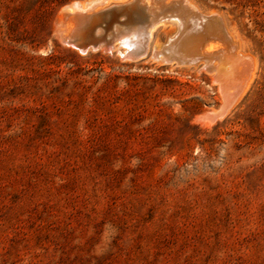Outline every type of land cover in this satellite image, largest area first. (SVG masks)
Returning a JSON list of instances; mask_svg holds the SVG:
<instances>
[{
  "label": "rangeland",
  "instance_id": "1",
  "mask_svg": "<svg viewBox=\"0 0 264 264\" xmlns=\"http://www.w3.org/2000/svg\"><path fill=\"white\" fill-rule=\"evenodd\" d=\"M186 1L251 72L153 57L176 23L81 54L57 19L85 0H0V264H264V0Z\"/></svg>",
  "mask_w": 264,
  "mask_h": 264
},
{
  "label": "bare ground",
  "instance_id": "2",
  "mask_svg": "<svg viewBox=\"0 0 264 264\" xmlns=\"http://www.w3.org/2000/svg\"><path fill=\"white\" fill-rule=\"evenodd\" d=\"M85 2H87L86 5H84L85 3H81L78 5L75 3L71 4L72 7H75L76 11L85 14L87 17V22L84 23L83 27L81 26L83 31L81 32L82 37L87 36V32L89 30L88 28L90 29L94 28V25L98 24V23L95 24L93 23L96 21L99 22L100 10H102L105 7H108L111 3L124 4L131 2L133 5L132 7L135 10L139 9L142 12L146 10L145 11L146 15H147V11L149 13L155 11L165 12V14H162L159 20H157L152 25L151 28L147 30L142 29L141 32H138L139 27L142 28L140 26L141 24H138L137 21L135 22V24H133L131 19L128 21V23L133 24L131 26L126 25L127 27H129L128 29L129 32L127 33L128 36L125 39L118 41L113 47V49L119 52L121 57H124L126 52V48L123 50H121L120 48L122 46V43H125L128 46L142 45L144 48L147 49V45L151 38L152 32L157 27L159 26L172 27L173 24L176 23L177 25H181L182 27L180 34L176 38H174L171 43L169 42L170 44L167 43L168 45H165L164 50L166 51V53L162 52L160 49L154 48L152 55L155 58L157 57L159 60H165V61H168V59L172 61L174 60V63H176L177 65H187V66L192 65L196 67L197 63H200L199 65L202 66L204 70H206L205 72L211 74L210 76H212V78L213 77L216 78V81L220 82L222 86L226 84L228 81H232L233 79L235 80L238 79L239 75L245 76L247 73H249L250 71L249 69L252 67L253 64L252 57L238 51L237 46L234 44L230 34L224 27L221 19L217 16V14L212 12L208 14L210 17L206 21L204 20V18L203 20L201 19L200 21H198L195 18L197 17L196 15H201L199 9L197 10L196 8H194V6L186 0H184L181 4L177 6L174 5L175 4L174 2L170 3L171 0H85ZM61 11L57 19L59 27L63 26L64 24ZM178 13H182V15H178ZM78 17L79 16L76 15H74V17H69L67 20L69 23L68 24L66 23V25H64L63 27H65L68 32H71L75 27L74 20H78ZM180 17H182L184 21L180 20ZM182 22H185V24L183 25ZM203 23L205 25V29L210 33V35L207 36L208 40L206 39L204 42L195 35L197 33L198 28H200V26L203 25ZM136 24L139 25L138 28ZM178 30L179 29L172 30L173 34L175 31ZM221 34H223L225 38L224 41L219 40ZM145 35L147 36V39H145ZM192 35L194 36V40ZM65 39H63V43L65 45L74 47V44H72L71 42ZM143 39H145V42ZM182 39L185 42L184 44L180 42ZM187 43L188 44L191 43L190 47H192L191 48L192 51L189 50L190 51L189 54L193 53L194 55L192 54V56H190L187 53L188 50L184 49ZM181 50H184L185 53H183ZM79 53L85 54L83 52H79ZM172 61H170L169 63H171ZM222 86L221 88H223ZM225 87L226 86H224V88ZM221 88H219V90H221Z\"/></svg>",
  "mask_w": 264,
  "mask_h": 264
},
{
  "label": "water",
  "instance_id": "3",
  "mask_svg": "<svg viewBox=\"0 0 264 264\" xmlns=\"http://www.w3.org/2000/svg\"><path fill=\"white\" fill-rule=\"evenodd\" d=\"M184 0H171L170 3L174 2L175 6L181 4ZM72 4V3H71ZM69 4V5H71ZM66 5L62 8V16H63V22L65 25L69 17H74V15L79 16L78 20H74L75 27L71 31V33L68 35V37L65 40H68L72 44H74V48L79 52L87 53L89 50L91 51H105V52H111L113 50L114 45L122 40L125 39L129 32L126 25H133L137 21L138 24H141L139 27L138 32H141L142 29L147 30L152 27V25L159 20L160 16L162 14H165V12L155 11V12H148L147 15L145 13L146 10H144V14L139 9L135 10L132 6V3H124V4H111L108 7L103 8L100 10V19L98 24L94 25V28H88L87 36H81L82 28L84 26V23L87 22V17L85 14H82L75 10V7H72ZM143 10V9H142ZM142 12V13H141ZM178 15H182V13H178ZM83 18H82V17ZM144 16V18H143ZM198 21L201 19L206 21L209 19V15H196ZM201 16V17H200ZM131 19L132 23H128V21ZM204 21V23H205ZM201 25L200 28H198L197 33L195 34L200 40H203V42L207 39L210 35V33L205 29V25ZM138 24L137 28H138ZM193 36V35H192ZM211 38V37H210ZM145 39H147V36L145 35ZM145 39L144 42H145ZM194 40V36H193ZM219 40L224 41L225 38L223 34H221V37ZM169 42V38L167 42L160 47L159 49L162 52L166 51L164 50L165 45ZM70 47V46H69ZM122 47L126 48V52L124 57L127 59H139L144 57L147 54V49L144 48L142 45H126L125 43H122ZM145 51V52H144ZM144 52V54H143ZM153 56V55H152ZM154 57V56H153ZM157 58V57H156ZM163 62L169 63L170 59L168 61L162 60ZM174 62V60L172 61Z\"/></svg>",
  "mask_w": 264,
  "mask_h": 264
}]
</instances>
